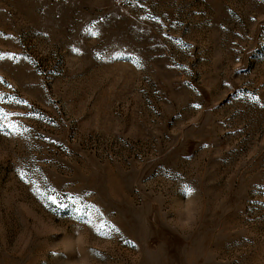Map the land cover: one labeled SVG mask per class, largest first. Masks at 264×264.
<instances>
[{"label": "rangeland", "instance_id": "374dc122", "mask_svg": "<svg viewBox=\"0 0 264 264\" xmlns=\"http://www.w3.org/2000/svg\"><path fill=\"white\" fill-rule=\"evenodd\" d=\"M0 264H264V0H0Z\"/></svg>", "mask_w": 264, "mask_h": 264}, {"label": "clouds", "instance_id": "9594fccd", "mask_svg": "<svg viewBox=\"0 0 264 264\" xmlns=\"http://www.w3.org/2000/svg\"><path fill=\"white\" fill-rule=\"evenodd\" d=\"M193 191L191 194H187V199L192 201L193 198L198 195V189L192 187ZM180 211L183 213V219L181 220V225L183 227H190L196 223L197 213L190 204H184L181 206Z\"/></svg>", "mask_w": 264, "mask_h": 264}, {"label": "snow or ice", "instance_id": "6c2138e0", "mask_svg": "<svg viewBox=\"0 0 264 264\" xmlns=\"http://www.w3.org/2000/svg\"><path fill=\"white\" fill-rule=\"evenodd\" d=\"M185 191H186V194H191V192L193 191V189L191 187H185ZM53 203H55V200H53Z\"/></svg>", "mask_w": 264, "mask_h": 264}]
</instances>
